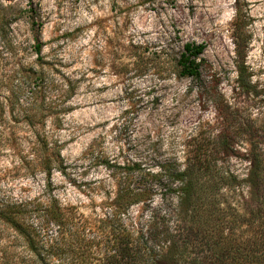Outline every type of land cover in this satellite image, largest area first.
Returning <instances> with one entry per match:
<instances>
[{
    "label": "rangeland",
    "instance_id": "obj_1",
    "mask_svg": "<svg viewBox=\"0 0 264 264\" xmlns=\"http://www.w3.org/2000/svg\"><path fill=\"white\" fill-rule=\"evenodd\" d=\"M186 42L206 47L201 80L176 73ZM259 125L264 0H0V201L54 197L89 216L115 189L107 163L183 166L220 134L219 161L242 180Z\"/></svg>",
    "mask_w": 264,
    "mask_h": 264
},
{
    "label": "trees",
    "instance_id": "obj_2",
    "mask_svg": "<svg viewBox=\"0 0 264 264\" xmlns=\"http://www.w3.org/2000/svg\"><path fill=\"white\" fill-rule=\"evenodd\" d=\"M205 49L183 45L175 57L178 77L202 79L209 68ZM35 51L41 53V43ZM253 129L242 180L219 161L229 149L228 136L220 134L215 150L183 166L143 173L136 163H107L115 189L89 216L54 197L0 201V264H264V126ZM46 146L42 169L49 176L60 149ZM135 206L149 215L134 216Z\"/></svg>",
    "mask_w": 264,
    "mask_h": 264
}]
</instances>
